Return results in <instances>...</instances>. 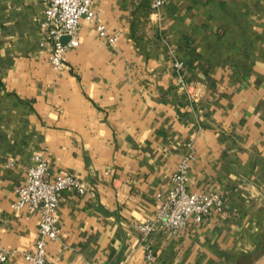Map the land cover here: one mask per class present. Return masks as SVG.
<instances>
[{
    "label": "crops",
    "instance_id": "crops-1",
    "mask_svg": "<svg viewBox=\"0 0 264 264\" xmlns=\"http://www.w3.org/2000/svg\"><path fill=\"white\" fill-rule=\"evenodd\" d=\"M129 4L91 0L117 41L81 19L78 46L55 72L41 46L43 1L0 0L6 264H29L23 255L37 239V216L11 208L34 154L52 178L73 175L94 194L60 193L48 264H264V0H181L135 22ZM169 49L195 85L194 103L178 88ZM188 145V191L221 195L222 212L176 235L157 229L146 263L134 225L153 218Z\"/></svg>",
    "mask_w": 264,
    "mask_h": 264
},
{
    "label": "built area",
    "instance_id": "built-area-1",
    "mask_svg": "<svg viewBox=\"0 0 264 264\" xmlns=\"http://www.w3.org/2000/svg\"><path fill=\"white\" fill-rule=\"evenodd\" d=\"M45 4L43 19L38 27L42 35L41 46L48 47L47 61L56 72L64 66V56L69 49L78 46L77 30L81 19L94 23L97 35L112 46L117 36L97 20V14L91 9V0H42ZM181 0H150V9L157 14L167 5ZM68 38L65 43L63 38ZM172 68L178 88L189 102H196L195 85L187 82L184 77L185 65L175 57L172 50ZM187 153L180 158L170 178L171 188L165 194H157L160 205L151 220L134 227L140 235L144 252V261L153 263L155 252L151 236L157 229H162L172 235L184 231L189 222L201 224L206 215L222 212L223 197L214 193H192L187 189L188 172L194 160V152L188 145ZM74 191L80 196L94 197L91 189L78 178L66 174L53 177L48 170L46 158L34 154L32 165L25 172L24 182L14 189L13 210H26L37 216V239L32 251L23 255L29 264H48L46 246L48 241L58 239L59 229L56 211L60 201V193ZM9 254L3 249L0 238V264H6Z\"/></svg>",
    "mask_w": 264,
    "mask_h": 264
},
{
    "label": "rangeland",
    "instance_id": "rangeland-1",
    "mask_svg": "<svg viewBox=\"0 0 264 264\" xmlns=\"http://www.w3.org/2000/svg\"><path fill=\"white\" fill-rule=\"evenodd\" d=\"M130 1V7H129V10H130V17L135 21H138L139 18H143V15H142V12H147L149 13V15H153L155 14L151 9H149L148 11V3H149V0H129ZM147 10V11H146ZM159 13V12H158ZM157 13V14H158ZM157 20H158V17H156ZM162 35V34H161ZM44 46V45H43ZM170 50L172 49H169V52ZM174 52V50H172ZM175 53V52H174ZM169 55V54H168ZM65 57V56H64ZM170 57V55H169ZM171 59V64H172V58L170 57ZM51 68V67H50ZM52 69V68H51ZM53 70V69H52ZM54 71V70H53ZM172 71H173V68H172ZM56 72V71H55ZM173 74H174V71H173ZM175 76V74H174ZM184 77H185V80H186V66H185V70H184ZM176 78V77H175ZM187 81V80H186ZM189 82V81H187ZM181 92V91H180ZM183 94V92H181ZM186 98V97H185ZM188 101V100H187ZM189 102V101H188ZM192 103V102H190ZM256 255H254L255 251H253L250 255H249V258H252L253 259H258L260 257V255H262L263 252H260V251H256ZM248 256V255H247Z\"/></svg>",
    "mask_w": 264,
    "mask_h": 264
},
{
    "label": "water",
    "instance_id": "water-1",
    "mask_svg": "<svg viewBox=\"0 0 264 264\" xmlns=\"http://www.w3.org/2000/svg\"><path fill=\"white\" fill-rule=\"evenodd\" d=\"M67 39H68V38H66V37L63 38V39H62V42L65 43V42L67 41Z\"/></svg>",
    "mask_w": 264,
    "mask_h": 264
}]
</instances>
